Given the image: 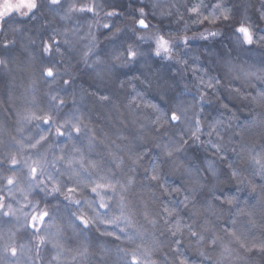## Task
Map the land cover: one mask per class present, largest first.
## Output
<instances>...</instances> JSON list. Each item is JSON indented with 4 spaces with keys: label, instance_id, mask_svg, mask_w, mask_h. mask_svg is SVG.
<instances>
[{
    "label": "clouds",
    "instance_id": "1",
    "mask_svg": "<svg viewBox=\"0 0 264 264\" xmlns=\"http://www.w3.org/2000/svg\"><path fill=\"white\" fill-rule=\"evenodd\" d=\"M0 264H264V0H0Z\"/></svg>",
    "mask_w": 264,
    "mask_h": 264
}]
</instances>
